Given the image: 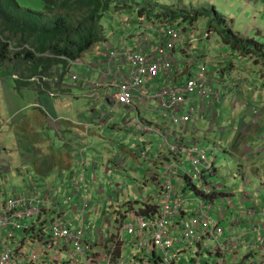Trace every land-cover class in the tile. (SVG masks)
Instances as JSON below:
<instances>
[{
	"label": "built area",
	"instance_id": "1",
	"mask_svg": "<svg viewBox=\"0 0 264 264\" xmlns=\"http://www.w3.org/2000/svg\"><path fill=\"white\" fill-rule=\"evenodd\" d=\"M181 25L185 24L156 22L153 38L140 35L133 47L114 48L108 41L95 43L91 52L103 57L91 69L101 67L98 80L91 78L89 69L84 74L73 70L82 65L80 59L59 57L67 61L65 73L74 84L92 86L94 92L90 96L101 97L109 106V111L92 109L87 128L93 124L106 126L113 119L114 110L124 108L130 112L123 120L126 131L139 138L160 140L157 149L135 143L129 148L135 162L143 159L153 163V170L145 171L143 180L160 189L157 196L150 194L158 198V203H151L154 208L144 215L141 212L146 209L144 205L129 207L130 200L121 203L127 190L121 184L107 183V192L104 186L94 189V183L98 182L97 164H91V173L87 175L85 149L76 151L79 160L70 173L59 171L52 181L30 177L23 188L12 186L5 191L1 186L8 183L0 178V264H178L182 260L180 254L193 248V264H232L229 256L238 254L248 233L257 232L252 221L254 207L247 211L251 217L248 231L234 233L240 227L238 219L228 226L221 224L233 202L225 197L223 185L212 179L216 172L213 151L196 140L185 141L188 134L199 133L200 125H206L212 133L221 95L215 88V74L207 66L206 50L199 51L195 38L186 46L189 37L184 28L190 26ZM204 37L209 38L210 34L205 32ZM181 46L188 70L182 80H177L173 72L182 64L177 57ZM49 95L55 97L53 92ZM153 102L156 116L166 124L145 121L139 112L141 106L148 108V103ZM42 108L52 121L59 123L60 119L53 117L48 106ZM96 112L99 116H95ZM161 150L167 159L158 164L152 158L159 156ZM126 163L125 152L119 150L105 161L103 169L108 175L112 170L125 169ZM136 171L133 169L132 173ZM220 192L222 205L216 207L212 199ZM186 193H193L192 201L196 199L197 208L192 216L184 218L191 200L184 196ZM95 197L115 205L119 233L111 232L113 221L107 218L106 211L104 220L110 230L98 229L90 220L93 212H102ZM148 201L143 202L150 204ZM227 230L230 234L222 242ZM123 232L132 236L129 242L123 240ZM127 247L139 254L132 253L126 259ZM253 247L264 250V235L257 236ZM261 258L257 257L258 262Z\"/></svg>",
	"mask_w": 264,
	"mask_h": 264
},
{
	"label": "rangeland",
	"instance_id": "2",
	"mask_svg": "<svg viewBox=\"0 0 264 264\" xmlns=\"http://www.w3.org/2000/svg\"><path fill=\"white\" fill-rule=\"evenodd\" d=\"M21 7L24 9H27L31 12H43L46 10V2L45 0H16ZM166 1V2H164ZM180 3L177 0H113V3L111 4L110 8L105 12V15L103 16V19L99 22V26L105 30V35L108 37V42L112 44L114 48H119L122 43L127 44L129 47H133L136 44V41L138 39V36L142 35L143 37H149L153 38L155 34V27L156 22L162 23V21H158L161 18H155L156 21H150V13L153 12L154 15L157 13H161L163 11H168L167 6L171 7L170 10L173 9H181V10H188L190 12L198 11V10H208L213 11L216 10L219 14L220 13L211 3L202 1L198 4H184L182 0H179ZM207 1V0H206ZM166 5V6H164ZM220 6V5H216ZM222 7V6H221ZM224 11H227L232 8V2H230L227 6L222 7ZM139 9L143 10L141 12V15L139 14ZM59 11L58 8L54 6V8H50L48 10V14L52 15ZM63 12V10H60ZM231 13V20L226 22V25L233 30V26H235L238 29V22L237 24H234V19L238 18V9H234L233 11L230 10ZM84 12H78L75 11L74 15L75 18H80ZM225 16V15H224ZM227 17V16H225ZM150 19V20H149ZM209 21L207 18H202L198 20L197 22H194L191 28H184V34L188 35L189 40L186 42V46L189 47L190 41L192 38L198 39V46L201 49H205L207 51V66L210 71H215L220 66L225 65L227 67H234L236 68V71L238 72V75L233 76V78L230 80L231 76L229 74V71L226 72L225 77L224 74L220 76L224 77V84L223 86H220V89L215 87L221 95V100L226 102L227 109L222 106L221 111L219 110V107L217 106L218 111V120L215 127L212 129L211 136L214 139H217L215 142L216 144L213 145V157L216 162V168H217V178L218 182L222 183L226 189H231L233 193H235L238 196V188L236 186L238 185H245L247 183H244L242 181V177L238 174V168L240 166V163L243 165V160L240 156L241 152L245 150V145L243 144L242 148H239V146L236 148V150L232 149V140L228 138L229 136V129L232 130V136L234 137L236 135L235 131L238 130V127L235 125L232 126L233 120L237 117L240 109H241V102L244 100H248L251 104V107L248 108V110L251 111V113H254V115H258L255 120H253V123H259L257 127V131L252 133L255 135L257 132H264V121H261L260 115L264 118V64H255L254 58L251 57H241L238 52L230 49L227 45L223 44L220 36L217 32L210 33L209 29H207V21ZM176 23L182 24L183 22L181 20L176 21ZM188 24H191L190 21H187V24L181 25L180 27H187ZM237 34L238 31L233 30ZM208 32L210 34L209 38L204 37V33ZM193 36V37H192ZM244 37V36H243ZM249 39H254L251 37H245ZM264 49V46H262ZM91 51V49H90ZM185 52V50H183ZM89 53L87 51L85 54H83L82 58H86V54ZM186 55V54H185ZM86 60V59H85ZM99 57L96 56V60L94 62H88L87 64L91 66H98L99 65ZM9 65V64H8ZM17 67V66H16ZM224 66H222L223 68ZM18 72L20 70L23 71L24 74H26L25 71V64H20V67L15 69ZM73 70L79 74H84L85 71L82 67H74ZM222 70V69H221ZM14 71V70H13ZM216 72V71H215ZM0 74L5 77L9 74L10 82H12V89H15V94L11 96V93L5 92L3 87L1 86L2 83H0V119L1 124L6 121L7 117L12 112L13 108L17 105H20V107L17 109L19 111H15L14 115H17L18 113H21L23 116L27 115L29 112L37 111L42 119V123H38L34 126V129L32 132H27L24 136L19 137L16 130L10 129L11 127L5 128L7 131L5 134H9L12 132V136L8 137L6 142H3V144L6 147L7 150V158H6V165L3 169L0 170V172L4 175V178L1 177L4 181H9L10 186H16L23 188L24 181L29 179L30 177H33L35 175H32L35 171L33 168L34 165V159L33 155L35 156L34 150H32L30 147H36L37 145H41L43 147H47L44 152L42 153V159H48V155L55 156L59 153V151H63V147L65 144V140L60 135V131L56 130H50L48 126L44 122V112L41 108H35L33 106L34 103H39L42 105H46L45 103H42L40 99H38V93L39 88L41 89V85L38 83V81H28L27 84H21L18 83V85L22 87H18V90H16V86L13 84L17 83L15 80H11L10 73L4 72L2 69V66H0ZM219 74V71H218ZM19 78H22L20 73H17ZM94 75L96 79H98V73L94 72ZM39 76V75H37ZM246 77L247 81H249L248 85L246 86L244 93L238 95V88L236 85L238 83V78ZM216 81H217V74L215 73ZM4 78H2L3 80ZM23 79V78H22ZM4 81V80H3ZM38 85V86H37ZM58 85V86H57ZM57 85H51L46 84L44 87L45 90L50 87L55 88L57 86V93L56 97L52 98V102L54 104V110L59 113L65 114L66 117H73L74 115L78 116L80 114L88 115L90 113L91 108L95 105L96 100L95 97H91L90 95L94 92V89L92 86H89L87 83H84L83 85H77L74 84L69 76L65 73L62 80L59 81ZM30 87V89L28 88ZM36 90V92H35ZM49 90V89H48ZM37 94V96H36ZM223 94V96H222ZM220 100V103H221ZM107 102V101H106ZM231 102L235 106L236 109H231ZM219 103V104H220ZM218 104V105H219ZM26 106V107H25ZM59 107V109H58ZM255 107V108H254ZM156 105L155 103H148V108L140 107L139 112L144 117V120L147 121V119L153 120L154 116L156 115L155 112ZM253 109V110H252ZM115 111V124L119 125V128L121 127L125 130V127L122 125V122L126 116L129 115L128 110L124 109H116ZM258 111L260 113H258ZM136 112V111H135ZM135 112L133 114H135ZM12 116V117H13ZM11 117V118H12ZM11 120V119H10ZM238 120V118H237ZM54 123L58 124L54 121ZM0 124V128H1ZM58 126V125H57ZM200 128L203 130L207 129L206 125H200ZM217 128H221V131L217 132ZM4 129V130H5ZM117 132V135L112 134L109 137V141L114 142V146L111 147L114 151L115 155V149L117 148V145L122 142L124 147L127 149V151H124L127 158V163L125 169L114 171L112 170L108 175L105 174V171L103 169V164L106 160L102 161H96L91 160L88 162V169H90L92 163L97 164V173L96 177L98 179V182L94 183V189H103V186L106 187L107 183H114V184H121L122 188L127 189L124 193V195L121 197V203L125 204L128 200L133 202L135 204H146L143 202L145 198L149 199L150 204H156L158 202L157 198L150 197L147 192L143 191L146 188V186H142V177L146 170L149 169V165L147 162L143 159H140L139 162H135L131 158V152L129 150L130 145L135 141V139L129 138L125 131ZM1 132V131H0ZM20 138L24 139L25 142L22 144L20 143ZM259 140L256 142L255 146L252 147L251 153L245 156V160H250L251 154L254 152L260 150L262 156H264V152L261 150L263 149L262 142L264 144V134L257 137ZM138 141L141 142L140 138H137ZM253 140V138H252ZM243 141V138L240 139V142ZM143 147V144H141ZM40 147V146H39ZM38 147V148H39ZM37 148V149H38ZM32 154H27V153ZM24 155L25 158H22ZM260 157H256L254 161L259 160ZM48 170L52 168V165H47ZM133 169H138V173L134 174L132 173ZM246 169V167H245ZM59 169H57L54 173L46 176L44 180L52 181L56 177V172ZM63 172L65 174H68L71 172L70 168L63 169ZM0 174V176H2ZM5 191H9L10 187H4ZM240 192L241 189H239ZM108 191L106 187V192ZM141 192V194H140ZM193 198V197H192ZM235 197H233L234 200ZM96 203H99V207H101L102 212H96L92 213L90 216V220L94 223H96V227L98 229H101L103 231L110 230L111 227L107 222H105L104 218L106 217L104 214V211H106L107 218L111 221H113V227L111 232H120V224L115 221V205L111 206L106 202V199H102L101 197H95ZM154 201V203H153ZM254 201L257 205L261 206L262 214L264 216V201L261 199V196L258 194L255 196ZM243 203V202H241ZM236 205V204H235ZM129 207H132L134 205L130 204L127 205ZM257 212L255 213L256 216ZM123 240L125 242H129L132 239V236L128 234L127 232H123L122 234ZM187 252L184 251L180 254V257L182 258L181 261L178 262V264H193L191 261V258L193 256L192 251ZM133 253V256L138 255L139 252L132 248L127 247V252L124 254V257L127 259L131 257Z\"/></svg>",
	"mask_w": 264,
	"mask_h": 264
},
{
	"label": "crops",
	"instance_id": "3",
	"mask_svg": "<svg viewBox=\"0 0 264 264\" xmlns=\"http://www.w3.org/2000/svg\"><path fill=\"white\" fill-rule=\"evenodd\" d=\"M163 1V0H162ZM179 3L180 1L177 0ZM184 4L190 3V4H198L201 3L202 1L209 2L211 5H213L220 13L223 15L227 16V20H231V13L230 10H236L238 9V18L234 19V24H237L238 22V29L233 26V30L238 31V33L241 36L244 37H251L255 38L256 41L260 42L261 44L264 45V0H182ZM166 2V1H164ZM230 2H232V8L224 11L222 7L227 6ZM220 5V6H216ZM222 6V7H221ZM231 18V19H230ZM207 21V20H206ZM208 22V21H207ZM210 33H212L210 31ZM108 38V37H106ZM122 46H128L125 43H122L120 47ZM183 48L182 46L178 48L177 51V57L179 60L182 62L180 67L176 70H174L173 75L177 80H182L186 75H187V70H188V64L186 63L187 59H184L185 52L183 50H180ZM201 48H199L200 51ZM202 50V49H201ZM207 52V51H206ZM86 60L84 62H94L96 60V54L89 51V53L86 54ZM205 56V54H204ZM103 57H99L100 61ZM222 66H224L222 68ZM220 66L217 70L213 71V73L217 74V81H216V87L220 89V86H223L224 84V77L227 71H229V74L231 76L230 80L233 78V76L238 75V72L236 71V68L234 67H227L225 65ZM103 69V67H102ZM222 69V70H221ZM219 71V74H218ZM94 72L97 71H92V74L94 75ZM225 73V74H224ZM224 74V77L220 76ZM98 79L101 78V73L98 72ZM216 78V77H215ZM96 79V77H95ZM97 79V80H98ZM4 80V81H3ZM0 80V83H2V87L5 92L11 93V96L15 94V89L13 90L12 88V82H10V78L6 77L4 79ZM11 80L17 81V83L13 84L15 85L16 90H18V87H22L18 85V83L21 84H27L29 81L28 78L23 77L22 78H11ZM38 83L41 85V81L37 80ZM55 83V82H53ZM158 84L161 83V81H157ZM238 83H239V88H238V95L243 94L246 86L248 85L249 81H247L246 77H241L238 78ZM38 86V85H37ZM46 84L42 83L41 89L39 88L38 93H40L38 96V99L41 100L42 103H45L46 106L49 107L50 113L53 115L54 118H61V123L56 124L53 121H50L48 116L43 115L44 122L48 126L50 130L60 131V135L62 138L65 140V144L63 147V151H59V153L55 156L48 155V159H42V153L47 147H43L41 145H37L36 147H30L32 150L35 152V156L33 155L34 159V173L32 175H35L33 177L36 178H43L46 177L52 173H54L57 169H67L73 167L77 160V150L78 149H85V158L87 162H90L91 160H96V161H102V160H107L108 158H112L114 156V151L112 148L109 146V137L114 134L117 135V132H121L124 129L121 127L119 128V125L115 124V114H113V119H111V122L108 123L106 126L102 127V125H90L89 128H86V124H88V115L85 114H80L78 116L74 115L73 117H66L65 114L56 112L54 110V104L52 102V98H50L49 93L55 92L57 93V86L55 88L49 87L47 91L45 90ZM30 89V87L28 86ZM36 92V90H35ZM58 95V93H57ZM223 96V94H222ZM56 97V94H55ZM96 103L95 105L91 108H103L105 111H109V106L106 104V102L101 98L98 97L95 99ZM225 100V99H224ZM221 100V103L218 105L219 110L221 111L222 106H224L226 109V102ZM38 103H34V105H37ZM231 109H236L233 103L231 102L230 104ZM20 107V105H17L16 107L13 108L12 112L10 115L7 117L6 121H4L1 124L0 128V170L3 169L6 165V158H7V150L3 142H6L8 137L12 136V132L9 134H5L7 131L5 128L11 127L10 129L16 130L17 134L19 137L24 136L27 134V132H32L34 129V126L38 123H42V119L37 111L34 112H29L27 115L23 116L21 113H18L17 115H14V112ZM26 107V106H25ZM251 107V104L248 100H244L241 102V109L237 115V117L233 120L232 126L234 127L235 125L238 127V130L235 131L236 135L233 137L232 136V128L229 129L230 133L228 138L231 139L233 142L232 144V149L236 150V148L239 146V148H242L243 144L245 145V150H243L240 154L242 160H243V165L240 163V166L238 168V174L242 177V181L244 183H247L245 185H238L236 186L239 189H241V193H246V196H234V203L238 207V209H241L239 212L233 208L230 209V212L225 213L226 219L221 222V224L228 226L233 220H239L240 221V227L235 228L234 233L235 234H242L247 227H249L250 224V216L248 215L247 211L249 210L250 207H254L255 211L257 212L256 216L254 215L252 217V221L254 225L261 229L262 232H264V216L261 213V206L257 205L254 203V198L256 195H260L261 199L264 201V156H262L260 150L254 152L250 156V160H245V156L251 153L252 147L255 146L256 142L259 140L257 139L258 136L264 134V132H257L255 135L252 133L257 131V127L259 123H253V120L257 118L258 115H254V113H251L248 108ZM255 108V107H254ZM59 109V107H58ZM116 109H124V108H116ZM115 109V110H116ZM90 110V111H91ZM253 110V109H252ZM19 111V110H17ZM115 113V112H114ZM258 113H260L258 111ZM13 116V117H12ZM95 116H99V113L96 112ZM109 116V115H108ZM12 117V118H11ZM238 118V120H237ZM261 121H264V118L260 115ZM11 119V120H10ZM220 117L218 118V120ZM217 120V122H218ZM1 121V119H0ZM147 121L151 123H157L160 125L166 124V122L163 119H160L156 115L154 116L153 120L147 119ZM58 125V126H57ZM123 125V122H122ZM125 127V126H124ZM174 130L176 129L173 127ZM5 129V130H4ZM126 134L128 135L129 138H134V135L132 133L124 130ZM211 132L206 130H203L200 128V131L198 134L192 136L191 134H188L185 137V141H193L196 140L202 145L205 149H208L209 151H213L212 144L215 145L217 139H214L211 136ZM243 138V141L240 142V139ZM253 138V140H252ZM156 139H154L155 141ZM20 143H24L25 140L20 138ZM211 142V143H210ZM262 146L263 149L261 150L264 152V144L263 141ZM40 146V147H39ZM39 147V148H38ZM38 148V149H37ZM27 154H32V153H27ZM256 157H260L259 160L254 161ZM22 158H25L24 155ZM156 162L163 163L164 160L167 159L166 155L163 152L159 153V156L153 157ZM93 164V163H92ZM149 169L148 170H153L152 165L153 163H148ZM47 165H52V168L48 170ZM246 167V169H245ZM87 169V175H90V171L92 170V167L88 169V165L86 167ZM146 170V171H148ZM138 171L134 172V174H137ZM145 173V172H144ZM0 174H2L0 172ZM3 175V174H2ZM4 176V175H3ZM2 176H0L1 178ZM4 178V177H3ZM144 174L142 177V186H146L147 189L143 190L150 194H154L157 196L160 192V189L155 186H151L149 183L144 182L143 180ZM8 184L7 186H1V187H11L9 184V181L5 180ZM232 191L231 189H229ZM235 194V193H234ZM151 197V196H150ZM156 198V197H154ZM240 199L243 202V205L240 203ZM148 199L145 198L143 201H147ZM214 200L216 203L219 202V198L217 195L214 196ZM154 203V201H153ZM192 208V207H190ZM194 209H192V212ZM191 214V211L188 213V215ZM230 232L227 230L225 236L222 237V242L228 237ZM257 233H253L247 236L246 239H243V245L240 246V250L238 251V254L235 256H229L230 262L232 264H248L250 261H253L254 264H264V257H260L259 252L254 250L252 248V243L254 239L256 238ZM249 242L250 247L246 246L245 242ZM257 255L261 258V261L258 262L257 260Z\"/></svg>",
	"mask_w": 264,
	"mask_h": 264
},
{
	"label": "trees",
	"instance_id": "4",
	"mask_svg": "<svg viewBox=\"0 0 264 264\" xmlns=\"http://www.w3.org/2000/svg\"><path fill=\"white\" fill-rule=\"evenodd\" d=\"M46 10L31 12L24 9L16 0H0V66L10 77L20 73L26 78L47 77L51 81L47 84L57 85L63 74L53 83L56 69L65 64L57 56H67L72 59L82 58L98 42L107 41L105 30L99 26L105 12L110 8L113 0H45ZM56 6L59 11L48 14L50 8ZM166 6V5H164ZM154 15L150 14V21L161 18L162 23H173L181 20L193 25L202 18H207V29L217 32L223 44L239 53L242 57L254 58L255 64H264V49L260 42L241 36L226 25L228 21L224 15L216 10H188L173 9ZM60 10H63L61 12ZM144 10V9H143ZM143 10L139 9V14ZM75 11L84 12L76 19ZM9 64V65H8ZM20 64H25V73L18 72ZM17 66V67H16ZM14 70V71H13ZM86 68H84V71ZM18 76V75H17ZM8 78L9 74L2 78ZM79 160V159H78ZM77 160V161H78ZM130 204H133L130 203ZM137 204V202L135 203ZM142 214L148 215L154 208L152 204H144ZM119 255V252L117 253Z\"/></svg>",
	"mask_w": 264,
	"mask_h": 264
},
{
	"label": "clouds",
	"instance_id": "5",
	"mask_svg": "<svg viewBox=\"0 0 264 264\" xmlns=\"http://www.w3.org/2000/svg\"><path fill=\"white\" fill-rule=\"evenodd\" d=\"M187 24V23H186ZM189 26H190V28H191V26H192V24H188ZM99 43V42H98ZM112 45V44H111ZM198 48H199V46H198ZM60 56H57L56 58H58V59H60V60H62L61 58H59ZM68 58H70V57H68ZM72 59V58H71ZM78 59H80L81 61H82V65H78L77 67H82L83 69L84 68H86V70H85V72L89 69L90 70V76H91V78L92 79H94V80H97V79H95V75H93L92 74V71L93 70H91L92 68H89V64H87L86 62H84V60L82 59V58H78ZM74 60H77V59H74ZM63 62H64V64H65V68H64V66H60L62 69H63V72L65 73L66 72V68H67V61H64V60H62ZM59 68V67H58ZM57 68V69H58ZM99 68H101V67H98V69L96 70L97 71V73L99 72ZM57 69H56V71H57ZM63 72H62V74H63ZM100 73V72H99ZM61 74V75H62ZM60 75V76H61ZM13 78H15V79H18L19 77L17 76V75H14L13 76ZM59 77H56V73H55V79L57 80ZM33 81H37V80H39V81H41V83H45V84H47V81H51V79H49V78H47V77H34V78H31ZM31 79H29L28 78V80H31ZM54 79V80H55ZM54 80H53V82H54ZM52 82V81H51ZM55 83H56V81H55ZM81 86V85H80ZM96 99V98H95ZM38 106H35L34 105V107L35 108H41L42 109V111L44 112V115H46V116H48L47 115V113L44 111V109L42 108L43 107V105L42 104H37ZM88 117H89V114H88ZM87 117V118H88ZM49 118V117H48ZM60 120H59V125H60V123H61V118H59ZM86 128H87V126H86ZM88 129V128H87ZM137 138H139V137H136V136H134V138L133 139H135V141L136 142H134L135 144L134 145H139V146H141V144H143V147H150L151 145H152V147H154V149H157L158 148V145H159V142H160V140L158 139V138H155V137H151V138H148V137H143V138H140V140H141V142L140 141H138L137 140ZM154 139H156L155 141H154ZM133 144V143H132ZM132 144L130 145V148L132 149ZM109 146L110 147H113L114 146V142H112V141H110L109 142ZM83 149V148H82ZM125 147H124V145H123V143L122 142H120L118 145H117V148L115 149V155L117 154V151H119V150H122V151H125ZM85 152V151H84ZM160 152H162V150L160 151ZM84 157H85V154H84ZM114 157V156H113ZM112 157V158H113ZM85 160H86V158H85ZM87 162V161H86ZM88 163V162H87ZM215 166H216V162H215ZM73 167H76V164L73 166ZM73 167H71V168H73ZM59 171H63V169H59L57 172H59ZM56 172V173H57ZM55 173V174H56ZM2 177H4L3 175H2ZM36 178V177H35ZM45 177H43V178H41V179H44ZM37 179H39V178H37ZM212 179L217 183V184H222V183H219L218 182V178H217V168H216V172H215V174L213 175V177H212ZM28 180V179H27ZM26 180V181H27ZM26 181H24V183L26 182ZM223 185V184H222ZM12 187V186H11ZM10 187V188H11ZM223 187H224V189H223V192H225V197H230V199H231V201L233 202V209H235V210H237L238 212L241 210V209H238V207L235 205V203H234V200H233V197L234 196H237L236 194H234L233 193V191H230L229 189H226V187L223 185ZM221 194V192L217 195L218 196V198H219V202L218 203H216L215 202V200H214V197H213V199H212V201H213V204L216 206V207H218V206H221L222 205V195H220ZM238 194H240V196L242 195V193L240 192V191H238ZM184 196L186 197V198H188V199H191L189 202H188V204H187V207H186V210L184 211V213H183V217L184 218H187V217H190V216H192L193 215V213H195L196 212V208H197V201H196V199H195V201L193 202L192 200L195 198L194 197V195H193V193H186V194H184ZM193 197V198H192ZM157 198V197H156ZM157 200H158V198H157ZM242 201H241V199H240V203H241ZM158 203V202H157ZM156 203V204H157ZM242 205H243V203H241ZM190 207H192V208H190ZM192 209H194V211L192 212ZM231 209V208H230ZM191 211V214L190 215H188V213ZM229 212H230V210H229ZM226 218V217H225ZM239 221V220H238ZM239 224H240V221H239ZM250 227H247L246 229H245V231H248V229H249ZM244 231V232H245ZM243 232V233H244ZM253 233H257V235H256V238H257V236H259V235H264V232H262L261 231V229H257V232H253ZM253 233H248V235H250V234H253ZM247 235V236H248ZM255 238V239H256ZM254 239V240H255ZM246 243V246L247 247H250V244H249V242H245ZM244 243H242L241 245H243ZM253 244H254V241H253V243H252V248L254 249V250H256L254 247H253ZM256 251H258L259 252V255H260V257H264V250H261V251H259V250H256ZM257 257H258V255H257Z\"/></svg>",
	"mask_w": 264,
	"mask_h": 264
},
{
	"label": "water",
	"instance_id": "6",
	"mask_svg": "<svg viewBox=\"0 0 264 264\" xmlns=\"http://www.w3.org/2000/svg\"><path fill=\"white\" fill-rule=\"evenodd\" d=\"M63 69L61 67H59L56 71V77H60V75L62 74ZM56 81V79L54 80V82Z\"/></svg>",
	"mask_w": 264,
	"mask_h": 264
},
{
	"label": "flooded vegetation",
	"instance_id": "7",
	"mask_svg": "<svg viewBox=\"0 0 264 264\" xmlns=\"http://www.w3.org/2000/svg\"><path fill=\"white\" fill-rule=\"evenodd\" d=\"M50 119V118H49ZM50 121H52L51 119H50ZM54 122V121H53Z\"/></svg>",
	"mask_w": 264,
	"mask_h": 264
}]
</instances>
